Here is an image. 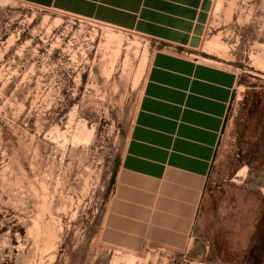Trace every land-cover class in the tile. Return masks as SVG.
<instances>
[{"label":"rangeland","instance_id":"1","mask_svg":"<svg viewBox=\"0 0 264 264\" xmlns=\"http://www.w3.org/2000/svg\"><path fill=\"white\" fill-rule=\"evenodd\" d=\"M130 24L0 0V264H264V0H201L183 47ZM170 45L236 77L184 239L123 233L112 207L145 75Z\"/></svg>","mask_w":264,"mask_h":264},{"label":"crops","instance_id":"2","mask_svg":"<svg viewBox=\"0 0 264 264\" xmlns=\"http://www.w3.org/2000/svg\"><path fill=\"white\" fill-rule=\"evenodd\" d=\"M72 1L119 12L135 32L183 47L185 23L201 0ZM167 48L171 51L155 53L145 75L112 207L116 219L134 226L123 233L137 235L146 227L148 233L184 239L202 199L236 77L199 56L186 58L172 52L174 46Z\"/></svg>","mask_w":264,"mask_h":264},{"label":"bare ground","instance_id":"3","mask_svg":"<svg viewBox=\"0 0 264 264\" xmlns=\"http://www.w3.org/2000/svg\"><path fill=\"white\" fill-rule=\"evenodd\" d=\"M217 47V46H216ZM208 51V50H207Z\"/></svg>","mask_w":264,"mask_h":264}]
</instances>
